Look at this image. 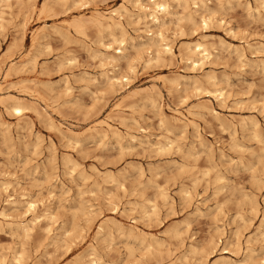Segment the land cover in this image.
I'll return each mask as SVG.
<instances>
[{"label":"rangeland","instance_id":"374dc122","mask_svg":"<svg viewBox=\"0 0 264 264\" xmlns=\"http://www.w3.org/2000/svg\"><path fill=\"white\" fill-rule=\"evenodd\" d=\"M153 1L0 0V264H260L261 0Z\"/></svg>","mask_w":264,"mask_h":264},{"label":"bare ground","instance_id":"6f19581e","mask_svg":"<svg viewBox=\"0 0 264 264\" xmlns=\"http://www.w3.org/2000/svg\"><path fill=\"white\" fill-rule=\"evenodd\" d=\"M154 5H155V8L156 9H151L153 11H151L152 14L149 15V20L151 23H158L159 21V16H158V12L163 13L164 14H167V10L169 9V3L167 0H155L153 1ZM259 6L263 7L264 8V0H261L259 2ZM142 7V6H141ZM113 12H111L108 16V18H103L102 15L98 16V18L100 19H103V20H108L109 22L107 21H104L103 26H105L106 29H109L117 24L116 22L113 21ZM162 15V14H161ZM79 21V20H78ZM120 21V20H119ZM203 21H206V20H203ZM101 24V25H102ZM82 25V23H81ZM101 27V26H100ZM158 28V27H157ZM111 31H109L110 33ZM112 37H114L112 35ZM150 41H152L151 44L157 46L158 48H160L162 50V53L164 54H170L172 55V48L171 46L169 45V43L166 42V40L164 39V37L162 36V34H160L159 32H155V36L150 39ZM120 49L123 48L124 44H123V41L121 39H114L113 41ZM195 47V48H194ZM194 50H192L194 53H196V55L200 58V59H205L208 57L209 53H208V50L206 48V46L204 44H201V43H197L195 46H194ZM180 52V51H179ZM117 54H122V51L121 50H118L116 52ZM119 58H123L122 57H119V56H109V60L110 62L113 64L114 62H117L119 60ZM13 111L16 113V114H20L22 112V109L18 106H15L13 107ZM93 129V128H92ZM96 129V128H95ZM109 130V129H108ZM99 131V130H98ZM106 131V130H105ZM102 132V131H101ZM100 132V133H101ZM104 132V131H103ZM98 133V132H97ZM105 135V134H104ZM101 223V222H100ZM103 225V224H101ZM105 225V224H104ZM114 225V224H113ZM121 225V224H120ZM101 230L103 231V227H101ZM96 231V230H95ZM127 233V232H126ZM130 234V232L128 233V235ZM98 236V234H96ZM264 237V236H263ZM262 238V237H261ZM253 259V258H252ZM254 260V259H253ZM256 260V259H255ZM254 260V261H255ZM94 261H91V263H94ZM3 264V263H2ZM5 264V263H4ZM253 264V263H252ZM260 264H264V257L262 259H260Z\"/></svg>","mask_w":264,"mask_h":264}]
</instances>
